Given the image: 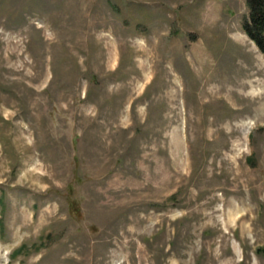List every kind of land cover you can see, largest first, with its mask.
I'll list each match as a JSON object with an SVG mask.
<instances>
[{
  "label": "rangeland",
  "instance_id": "rangeland-1",
  "mask_svg": "<svg viewBox=\"0 0 264 264\" xmlns=\"http://www.w3.org/2000/svg\"><path fill=\"white\" fill-rule=\"evenodd\" d=\"M246 15L0 0V264H264V56Z\"/></svg>",
  "mask_w": 264,
  "mask_h": 264
},
{
  "label": "trees",
  "instance_id": "trees-1",
  "mask_svg": "<svg viewBox=\"0 0 264 264\" xmlns=\"http://www.w3.org/2000/svg\"><path fill=\"white\" fill-rule=\"evenodd\" d=\"M247 15L242 28L247 37L256 45L264 56V0H245ZM264 255V248L256 249ZM21 251V248L15 253Z\"/></svg>",
  "mask_w": 264,
  "mask_h": 264
}]
</instances>
